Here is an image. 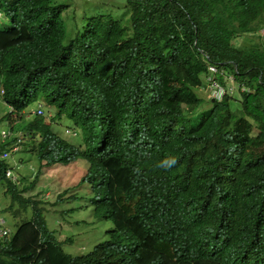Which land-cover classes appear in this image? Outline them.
<instances>
[{
    "label": "trees",
    "instance_id": "trees-1",
    "mask_svg": "<svg viewBox=\"0 0 264 264\" xmlns=\"http://www.w3.org/2000/svg\"><path fill=\"white\" fill-rule=\"evenodd\" d=\"M86 8L65 21L67 0H0V85L16 113L39 100L53 111L18 122V159H85L91 214L112 230L64 252L23 196L37 175L11 183L0 160L10 201L32 208L15 229L3 217L0 264H264V0ZM207 76L221 100L198 95ZM62 118L75 136L50 130Z\"/></svg>",
    "mask_w": 264,
    "mask_h": 264
},
{
    "label": "rangeland",
    "instance_id": "rangeland-1",
    "mask_svg": "<svg viewBox=\"0 0 264 264\" xmlns=\"http://www.w3.org/2000/svg\"><path fill=\"white\" fill-rule=\"evenodd\" d=\"M67 1L70 6L76 9L72 17L66 14L64 17L65 21L80 20L82 15H84L83 10H85L86 5L87 10L109 11L114 18H117L116 16L122 14L125 5V0ZM67 10L68 8L65 12H67ZM5 22L6 21L0 17V25ZM262 23V26H264V13ZM79 28L80 27L77 28L75 33L78 32ZM263 31L264 29H260L256 34H261ZM255 37L256 35L252 37L253 40ZM68 39L69 38L66 37L64 43H66ZM243 41L242 37H238L236 39V44H241ZM228 88L231 89L229 85ZM197 93L204 100H210L206 95V91L200 90ZM40 104H42L44 112H52V108H48L41 102ZM202 105L203 104H200L198 106L200 107L199 110L193 115L202 110ZM36 106V102H33L25 108V111L34 109ZM4 111H6V107L1 102L0 98V116L3 115ZM22 115L26 114H21V117ZM13 116L18 117V115L15 114ZM15 119L16 118H12L10 121ZM65 124H68V122L65 118H62L58 123L52 122L51 126L62 136H66L62 133V130L65 128L63 125ZM1 130L6 132L9 131V124L5 118L0 119V133ZM18 157L19 154L15 153L9 161L13 163ZM87 168L88 164L83 158H75L66 163L56 161L54 163L42 165L35 171L39 179L36 187L34 186L35 188H33L31 192L26 191L23 193V196L30 195L34 200L38 201L37 205L43 208L42 216L45 219L48 229L60 243L62 250L71 255L90 251L97 243L106 240L109 231L112 230V225L106 217H94L91 214V191L89 183L87 179H85ZM46 193H48V197ZM10 200V196L5 192L4 184L0 182V210L6 220L7 226L11 229H15L19 222L30 218L32 208L28 205L23 206L18 202H11ZM8 205H10V208H8Z\"/></svg>",
    "mask_w": 264,
    "mask_h": 264
},
{
    "label": "clouds",
    "instance_id": "clouds-1",
    "mask_svg": "<svg viewBox=\"0 0 264 264\" xmlns=\"http://www.w3.org/2000/svg\"><path fill=\"white\" fill-rule=\"evenodd\" d=\"M2 18L3 17H1V19ZM62 42L64 43V40H62ZM64 44H66V43H64ZM205 81H207V80H205ZM204 89L206 91L207 97L210 98L211 101H215V100L219 101V100H221L222 96L224 95V89H223L222 95L219 99H216L214 96L211 97V93L209 92V84ZM0 98H1V102L6 107V111H4L3 114L6 113L9 117V119L7 120L8 124H9V131L6 132V131L1 130V133H0L1 134V138H0V160L2 162H4L6 165L5 175L8 176L11 183L15 184L16 182H18L19 178L24 176V175H28L29 178L36 176L35 171L37 170L36 165L32 164V162H28V161H30V159L20 160L17 158L16 160L13 161V163H11L9 161V159L11 157H13L12 153H15L17 150H19V146L24 144L25 141H27V137H26L25 132L21 128L18 127V122L29 120L33 117V115L42 114L46 119L45 121L46 122L48 121L47 123H49V122H51L50 117L53 115V111L50 113L44 112V110L42 109V104H40V102L43 103L48 108H52V107L47 105L44 101L39 100V101H36V104H37L36 108L25 111L26 110L25 108L27 107L26 106L19 113H16L13 111L12 106L10 104L5 103V101L3 100V88L1 87V85H0ZM14 114L18 115V117L13 116ZM21 114H26V115H22V117H21ZM29 115H30V117H29ZM12 118H16V119L10 121V119H12ZM53 123H56V122L53 121ZM63 126H65V125H63ZM50 130L52 132L58 134L59 136L64 137V138H69L70 133H71V136L76 135V130H73V127H71L68 124L62 130V133L66 136H62L60 133H58V131L56 129L54 130L52 128L51 124H50ZM37 138L39 139V137H37ZM2 142H4V144ZM25 162H27V163H25ZM41 164L46 165L44 160L41 161ZM22 169H25V170L23 171V174L19 175L18 172H19V170H22ZM38 181H39V179H37L36 184L38 183ZM36 184H35V187H36ZM35 187H33V188H35ZM31 191H33V189L29 190L28 192H31ZM46 196L48 197V193H46ZM3 217L4 216L2 215L1 210H0V231L4 230V228H6L3 226V221H4ZM3 234H5V233L0 234V241H3V238H4L2 236Z\"/></svg>",
    "mask_w": 264,
    "mask_h": 264
},
{
    "label": "built area",
    "instance_id": "built-area-1",
    "mask_svg": "<svg viewBox=\"0 0 264 264\" xmlns=\"http://www.w3.org/2000/svg\"><path fill=\"white\" fill-rule=\"evenodd\" d=\"M208 68L211 70V72L215 73V72H219L218 69L213 66V65H209ZM207 80L209 82V92L211 93V97H215L216 99H219L222 95L223 92V87L218 84L214 79L211 80L210 76H207ZM1 233H5V230H1Z\"/></svg>",
    "mask_w": 264,
    "mask_h": 264
}]
</instances>
